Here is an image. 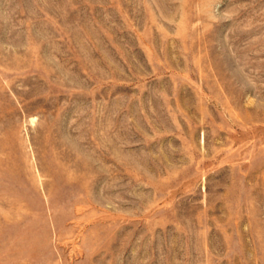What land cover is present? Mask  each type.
<instances>
[{
	"label": "rangeland",
	"instance_id": "rangeland-1",
	"mask_svg": "<svg viewBox=\"0 0 264 264\" xmlns=\"http://www.w3.org/2000/svg\"><path fill=\"white\" fill-rule=\"evenodd\" d=\"M0 264H264V0H0Z\"/></svg>",
	"mask_w": 264,
	"mask_h": 264
}]
</instances>
